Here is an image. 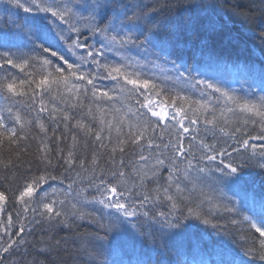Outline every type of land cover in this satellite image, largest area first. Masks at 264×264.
Returning <instances> with one entry per match:
<instances>
[{"label": "trees", "instance_id": "trees-1", "mask_svg": "<svg viewBox=\"0 0 264 264\" xmlns=\"http://www.w3.org/2000/svg\"><path fill=\"white\" fill-rule=\"evenodd\" d=\"M28 3L0 0V264H264V0ZM222 26L242 45L200 58ZM54 178L82 227L37 203Z\"/></svg>", "mask_w": 264, "mask_h": 264}, {"label": "bare ground", "instance_id": "bare-ground-1", "mask_svg": "<svg viewBox=\"0 0 264 264\" xmlns=\"http://www.w3.org/2000/svg\"><path fill=\"white\" fill-rule=\"evenodd\" d=\"M18 1H20L21 3H27V0H18ZM43 11L44 10H42L40 12H43ZM203 14L204 13H198V14H195L193 16V19L195 20L196 23L197 22L200 23L199 21L202 18ZM46 27H47L46 22L42 21V22H39L36 30L39 33V31L46 30ZM199 33H202V32H199ZM203 34H204V36H203ZM203 34H198V35L194 36L195 42L193 43V47L196 50V52L200 58H203V57L204 58H211V56H212L211 47H214V48H216V50H219V51H229L230 48L235 47L234 45H239V46L242 45V42L237 41L238 38L234 34L227 31L226 28H224V26L213 27L212 29L207 28ZM9 45H11V44H9ZM259 47L262 50H264V45L259 46ZM92 48L96 52L95 53L96 58H102L104 56L101 52H99L96 49L95 44L92 45ZM122 49L125 51L126 46H123ZM216 55L218 57H220L221 59H223L225 56L224 60H227L228 58L231 57L230 53L224 54V53L219 52V53H216ZM248 57H250V56L248 55ZM108 58H111V55ZM204 60L208 63H212L206 59H204ZM106 64H107L106 69L109 70L110 62H108ZM9 77H10L9 73L7 71H4V70L0 71V82L1 83H2V81L9 79ZM153 108H158V107H157V105H154ZM61 182H62V180L55 179V178H54L53 182H51L48 179L39 180L38 182H35V184H33L32 187L39 192V194L37 196V200H38L37 203L40 205L41 201L44 199L46 201L51 202L52 206L54 207V210L60 212V216L65 215V218H68L69 216L72 217V219H70L67 222L68 226H70L69 228H72L71 224L73 226L77 225L78 227H82L83 224H85V222L83 221V218L81 216L78 217L77 214H73L74 212H77V211H74L76 209L75 208L76 206L74 205V203L71 202L68 198L61 196L58 193L62 189V188L60 189V185H62V183H63V182L62 183ZM67 183H68L69 187L78 188L80 186V185L72 184L69 182H67ZM98 190L99 189H93L92 190L93 194L98 193L97 192ZM21 200L16 201L17 206L18 207L26 206V204H23ZM80 206H78V207H80ZM88 206H89V208L92 207L91 204H89ZM94 209H95L94 207H93V209H91V213L97 215V219L106 217V218L110 219L111 221L114 220L113 215L111 213H108V211L101 210L99 212H96ZM81 212H83V211H81Z\"/></svg>", "mask_w": 264, "mask_h": 264}, {"label": "rangeland", "instance_id": "rangeland-1", "mask_svg": "<svg viewBox=\"0 0 264 264\" xmlns=\"http://www.w3.org/2000/svg\"><path fill=\"white\" fill-rule=\"evenodd\" d=\"M17 1V0H15ZM53 3H52V7L54 8V10L56 11H59V12H62L63 11V8H64V0H52ZM25 6H26V3H23ZM66 5H67V1H66ZM106 61V60H105ZM112 62H110L111 64ZM229 85H226L224 86L223 88H228ZM187 90V89H186ZM189 91V90H188ZM190 93H191V96H192V100H193V103H195L196 101H194L195 99L197 100H201V93L199 90L195 89V88H191L190 89ZM191 102V100H189ZM172 127H169L168 130L173 132V131H177L176 129V124H177V120H172ZM61 196H64L65 198L67 197H75V188L74 187H63V189H61L59 192H58ZM109 195H113V199L112 200H109L108 197L109 196H106L105 197V200L106 201H110V205L114 206V207H117L116 203L118 202L120 204V197H119V194L116 192V193H109ZM93 203H97V202H93ZM94 208H98V209H101L98 205H94ZM98 209H94L96 212H99Z\"/></svg>", "mask_w": 264, "mask_h": 264}]
</instances>
